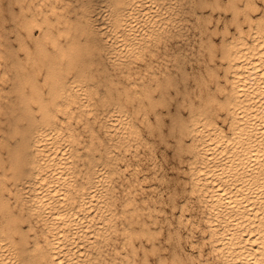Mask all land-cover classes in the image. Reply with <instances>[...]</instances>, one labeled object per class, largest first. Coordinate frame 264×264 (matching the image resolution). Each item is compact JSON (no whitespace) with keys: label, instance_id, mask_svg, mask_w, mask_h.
I'll use <instances>...</instances> for the list:
<instances>
[{"label":"bare ground","instance_id":"obj_1","mask_svg":"<svg viewBox=\"0 0 264 264\" xmlns=\"http://www.w3.org/2000/svg\"><path fill=\"white\" fill-rule=\"evenodd\" d=\"M16 2L22 58L13 53V74L0 86V264H95L117 233L123 239L139 235L132 230L147 228L145 217L153 215L128 185L117 192L103 164L126 151L136 155L146 143L140 126L150 124L138 118L141 113L149 109L158 121L155 108L167 99L175 71L182 70L160 39L173 26L179 32L183 9H173L179 0H144L148 7L141 0H135L138 7H128L133 0H111L104 17L109 27L101 25L107 41L102 49L85 0ZM249 35L223 44L224 87L217 81L213 86L222 97L207 96L196 107L188 103L189 123L177 133L182 148L181 141H189L183 150L190 157L191 190L205 211L209 249L222 264H264V30L256 26ZM5 76L1 70L0 79ZM40 76L46 94L37 90ZM77 105L89 118L97 112L102 118L108 143L92 145L95 151L82 150L83 142L59 115ZM214 107L228 113L235 143L224 142L222 128L211 119ZM89 157L105 180L85 167ZM26 209L27 222L21 223ZM17 228L25 233L23 246L14 238ZM6 234L11 247L4 244Z\"/></svg>","mask_w":264,"mask_h":264},{"label":"snow or ice","instance_id":"obj_2","mask_svg":"<svg viewBox=\"0 0 264 264\" xmlns=\"http://www.w3.org/2000/svg\"><path fill=\"white\" fill-rule=\"evenodd\" d=\"M110 3L111 0H85L86 6L92 10L94 20L92 30L97 38L95 42L102 49L106 47L107 41L106 38H102L101 25L104 28L109 27V21L104 17ZM141 3L144 7L149 6L144 0H141ZM132 6L139 5L133 0V4L128 7ZM151 7L155 8V3H151ZM184 7L190 13L188 31L197 39L195 46L192 45L191 35L186 38L188 43H180L179 47L173 46L174 54L178 56L175 67L182 71H176L175 78L169 85V88H175V91L169 94L170 98L165 99L163 105L170 106L171 119L155 122L157 128L162 129V134L156 130L144 133L146 138L152 135L155 139L150 142L154 147L150 151H145L143 156L134 157L129 154L124 157L121 153L116 160L109 158L103 164L108 177L117 188L125 181H131L137 184L141 191L147 193L144 199L148 201L153 215L146 218L147 228L137 227L132 230L140 233L139 235H126L118 242L101 247L95 264H213V261L208 259V246L201 243L199 231L194 226L198 210L196 200L189 196V190L184 187L182 178L177 175L179 161L184 157L183 148L176 142L179 139L176 133L189 123L187 111L189 101L182 81L190 80L197 71L195 67L197 60L194 57L198 50L204 56L205 63L208 62L209 55L219 53V48L214 45H219L222 34L224 39L231 40L233 37H239L240 30H247L249 26L255 29L258 24L260 29L264 30V0H187ZM192 26L195 28L194 32ZM12 27L11 23L6 24L5 31ZM200 45H203L202 49ZM189 63L193 66L191 69L188 67ZM2 67L0 65V68ZM143 67L142 65L141 70ZM43 81V76L38 77L36 87L38 92L46 94L47 87L41 88ZM205 82L211 87L207 76ZM100 91L104 95L102 88ZM50 107L55 108L54 102L50 103ZM59 115L64 120L66 130L76 132L78 141L83 142L82 150L92 152L95 151L92 145L108 143L104 138L105 129L98 112L94 114V118H89L90 113L81 112L80 106L77 105L75 108L60 112ZM70 117L72 119H69ZM221 117L224 118L222 125L224 142L231 140L235 143L236 128L227 127L231 123L228 113L224 110H214L211 119L219 122ZM97 120L99 122H96ZM261 157L264 158V152L261 153ZM96 163L95 157H89L85 167L91 168L96 176L105 180L104 174L96 171L94 167ZM84 186L88 187L87 180L84 181ZM15 211L19 214V209ZM28 211L29 209H26L21 215V223L27 222ZM8 235L10 234H6L3 240L4 244L11 247ZM24 235L23 231L16 229L14 238L21 246L25 243ZM23 264H27V261Z\"/></svg>","mask_w":264,"mask_h":264},{"label":"rangeland","instance_id":"obj_3","mask_svg":"<svg viewBox=\"0 0 264 264\" xmlns=\"http://www.w3.org/2000/svg\"><path fill=\"white\" fill-rule=\"evenodd\" d=\"M179 1H180V2H178V5L179 6L173 8L174 10L175 9L178 10V7H179V9L180 8L183 9L182 17H183L184 20H182L181 22L178 21L180 23L179 27L177 28L179 30V32H178L179 34L177 32H174V30H175V27L174 26H173L174 28L170 26L171 28L168 29L169 32L167 31V33H165L164 36H163L164 38H161L160 39V42L161 43L164 42V43L168 44L169 50L172 49L173 51H174V47H173L174 45L176 47L177 46L179 47L180 43H188V41L186 39L187 36L192 35L191 38H192V45L193 46H195V42H196V39H197L196 36L192 34V32H189L188 31V27L190 26V13L184 7L185 3H187V0H179ZM42 5H41V7H43V9H47L49 7L47 1H45ZM18 9L19 8H18V4H17L16 0H0V65L3 66L2 68H0V74H1V70H2L7 75V76L3 77L2 79H0V86L1 87L3 85L4 86L5 85H8V83L10 81V77L13 74L12 69L9 66L10 65L9 62L10 61H14V58H15V55L14 54H17L16 56H20L22 58V53L20 51H18L19 49L17 48L18 47V39L16 37L17 34H18L17 33L18 32V27H17L18 26V20L17 19H18V16H20L19 13H18L19 12ZM184 9L186 11H184ZM178 11H182V10L180 9ZM200 11H205V9H200ZM184 13H185L186 16L184 15ZM184 16H185V18H184ZM6 17H7V19H6ZM8 23H11L13 25V27L11 29L5 31V25L8 24ZM257 26L260 27L258 24H257ZM192 28H193V32H194L195 31L194 26H192ZM251 29H253V28L251 26H249L247 28V30H240L241 36H244V39H246V38L247 39H250L249 38L250 37L249 34H250ZM34 33H35V35L39 34L37 32V29H35ZM166 34H167V36H166ZM248 35H249V37H248ZM236 38L237 37H233L231 40H226V39L223 38V34H222L221 35V38H220L219 45H214V47H218L220 51H219L218 54H214L215 56L213 54H211L212 57H213V61L212 62H209V57H208V62L205 63L204 62V56H202L200 54V51L199 50L197 51V55H196V57H194V59L197 60V64L195 65L197 71L195 72L194 75L191 76L190 80L182 81V83L184 85V90L186 92L185 95H186L187 99L190 100V102H189L190 104H191V102H193V100H195V103H192V104H194L195 107H196V106H198L199 102L201 100H204L207 96H212L213 98H218L219 97L218 99H220L222 97L221 95H223L222 94L223 91L221 93L220 91L216 90L213 87V86H215V84H216L215 82L216 81H217L218 84L220 83L219 84L220 86L224 87V77H222L223 76V73H222V67H221L222 65H220L221 60L219 59L220 58V55H221L220 52H221V48H222V46H223V44L225 42H229V41L235 40ZM43 41H44V39L42 40V38H41V42L42 43H44ZM202 48H203V45H200V49H202ZM190 50H191V48H190ZM9 52H10L11 55L14 53L13 56H11L9 54ZM171 54L166 56V62L169 65V68H172V64L174 63V60L172 59ZM174 56L176 57V55H174ZM169 60H171V61L169 62ZM159 61H160V59H159ZM134 62H135V63H133L134 66L136 65V66L139 67L141 65L140 64L141 62L138 61V60H135ZM153 62H156V61H153ZM164 62H165V59L163 60V63ZM107 67H108L109 70L111 69V65L110 66L108 65ZM154 67H156V66H154ZM188 67L191 69L193 66L191 65V63H189ZM207 67H208L209 71H208ZM8 69H10V70H8ZM200 69H203V71L201 72ZM175 73H176V71H175ZM134 74L135 73H133L132 75L134 76ZM219 74H220V76H219ZM185 75H187V74L185 73ZM216 75H217V77H216ZM206 76L209 78V80L211 82V87L209 86V83L205 82V77ZM97 79H98V75H97ZM67 82H69V80H67ZM98 85H99V88H101V85L100 84H98ZM189 85H191V86H189ZM93 90H94V88H93ZM173 91H175L174 88L173 89L172 88H169V90H167V93L169 92V94H170ZM203 96H204V98H203ZM166 98L168 99V98H170V96L167 94L166 95ZM163 105H164V103L161 104V105H157L156 108H155L158 113H163V115H159L158 121L155 120L152 111H150L149 109L146 111L147 113L145 112V115H143L141 113L140 116H138V118H140V119H141V117H143L144 121L147 120L150 125L148 126V128L146 127L147 129L146 128H143V126H140L141 127V129H140L141 136L144 138V140L146 141V143H144L143 145H139L138 146V148H137V154L136 155L143 156L144 153H145V151H150L151 148L154 147V145H152L150 142L152 140H154L155 137L152 136V135H149L146 138L144 136V133L146 131L147 132H151L152 130H156V131H158V132H160L162 134V129H158L155 122H163L165 120H170L171 119V109H170V106L169 107H163ZM187 108H189V107H187ZM215 108H218V109H216L217 111L218 110H222L219 107H214L212 109V111L215 110ZM187 111H189V110L187 109ZM223 119L224 118L222 117L219 122H216V121H214V122L217 125L219 124L218 126L222 128V125L224 123ZM176 135H178V134L176 133ZM187 140H188L187 138H184V140H182V141L185 142V143L183 142V148H185V146L187 144H189V141H187ZM129 154L130 153L126 151L125 157H127ZM187 154H188V152H186V150H183V157L184 158L179 161L180 168H179V170L177 172V175H179L182 178V183H183L184 187L189 190V193H190V194L188 193L189 196L190 197H193L196 200L197 209L198 210H197V213H196V217H195L196 223H195L194 226L199 231V234L201 236V243L202 244H207V246H208L207 247L208 259H211L213 261V264H222L221 261L214 254V252H211V250L209 249L210 247H209L208 238H207L206 224H204L205 223V220L202 217V216H204L205 211L203 209V205L200 203V201L198 199H196L197 198V196H195L196 193L191 190V184L192 183H190V178H189L190 176H189V173H188L189 172L188 167L190 166L189 165L190 157ZM136 155H133V156L135 157ZM185 159H188V160H185ZM125 182H127V183H125ZM125 182H124V184L126 186L128 185L131 188L132 192L134 191L132 193L133 194L132 196L134 197L135 200L137 198L139 199V197H140V201H142V199L145 200L144 199V196L147 194L146 192L141 191L140 188H138L136 186L137 184H134L131 181H125ZM118 191H119V188L117 189V192ZM138 199H137V201L139 202ZM145 201L148 202L147 200H145ZM199 207H201L202 209L199 208ZM145 219H146V217H145ZM147 225H148V223H147ZM135 226H137V224H135ZM120 235H121L120 233H117V235L113 237V240H111L109 242V245L112 244L113 242H118V240L123 239L124 236H120ZM205 235H206V237H205ZM213 255H215V257Z\"/></svg>","mask_w":264,"mask_h":264}]
</instances>
